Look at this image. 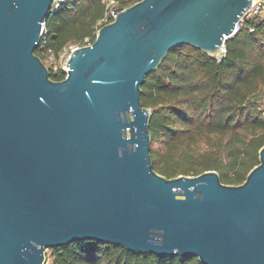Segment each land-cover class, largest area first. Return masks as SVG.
I'll use <instances>...</instances> for the list:
<instances>
[{"label": "water", "instance_id": "1", "mask_svg": "<svg viewBox=\"0 0 264 264\" xmlns=\"http://www.w3.org/2000/svg\"><path fill=\"white\" fill-rule=\"evenodd\" d=\"M55 0H0V264L96 240L204 264H264V145L239 185L153 168L142 85L169 52L216 56L252 0L120 7L54 80L36 53Z\"/></svg>", "mask_w": 264, "mask_h": 264}, {"label": "trees", "instance_id": "2", "mask_svg": "<svg viewBox=\"0 0 264 264\" xmlns=\"http://www.w3.org/2000/svg\"><path fill=\"white\" fill-rule=\"evenodd\" d=\"M110 0H64L51 10L36 53L55 57L70 42L96 38ZM127 7L139 0H114ZM119 7V8H120ZM220 58L192 45L169 52L142 85L152 110L154 170L168 178L216 170L225 184L239 185L259 164L264 145V13L244 17ZM54 80L65 78L53 70ZM50 264H204L196 256L143 254L96 240L50 248Z\"/></svg>", "mask_w": 264, "mask_h": 264}, {"label": "built area", "instance_id": "3", "mask_svg": "<svg viewBox=\"0 0 264 264\" xmlns=\"http://www.w3.org/2000/svg\"><path fill=\"white\" fill-rule=\"evenodd\" d=\"M57 5H59V2L58 0H55L54 1V7H56ZM118 13V9H111V10H108L106 12V14L104 15V17L102 18V20L100 21V24H105V23H108L110 21H112L116 15ZM264 13V0H252V4L250 6V8L248 9L247 13L244 15V17H251V16H256V15H261ZM243 17V18H244ZM243 18L241 20H243ZM237 28H238V25H237ZM99 30V29H98ZM98 30L96 32V35L98 33ZM46 33V21L42 23V26H41V35L42 37L45 35ZM91 43H87L86 45H90ZM80 46H77L75 48H73L70 53L67 55L66 59L64 60L63 64L61 65V68L62 70L64 71V74H65V77L67 76L68 74V60L70 58V56L72 55V53L74 52V50L76 48H78ZM227 52V46H226V41L222 44L221 46V49L220 51L218 52V54L216 55L217 58H220L222 57L223 55H225ZM48 57H50L52 60V63L50 64L52 67H53V64L55 65L56 63V57L54 56L53 53H50L48 55ZM54 61V62H53ZM54 69V67H53Z\"/></svg>", "mask_w": 264, "mask_h": 264}, {"label": "rangeland", "instance_id": "4", "mask_svg": "<svg viewBox=\"0 0 264 264\" xmlns=\"http://www.w3.org/2000/svg\"><path fill=\"white\" fill-rule=\"evenodd\" d=\"M64 0H58V2H62ZM133 4V3H132ZM131 4V5H132ZM107 5H108V9L111 10V9H117L120 7V3H117L115 2L114 0H110L107 2ZM77 46H84L82 45L81 43H76V42H70L69 44H67V46L63 49V51L59 54V57H56V63L55 65L53 64V67H54V71H57L59 68H61V65L63 64L64 60L66 59L67 55L70 53V51L77 47ZM52 59L50 57H46L44 62L46 63V65L49 67L50 64L52 63L51 61ZM54 62V61H53ZM51 253V249H47V254H50ZM46 264H50V260L48 259Z\"/></svg>", "mask_w": 264, "mask_h": 264}]
</instances>
